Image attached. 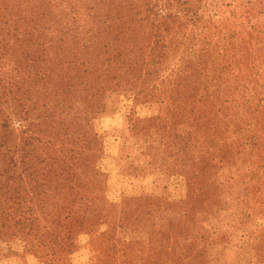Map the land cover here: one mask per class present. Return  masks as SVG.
<instances>
[{"label": "trees", "instance_id": "1", "mask_svg": "<svg viewBox=\"0 0 264 264\" xmlns=\"http://www.w3.org/2000/svg\"><path fill=\"white\" fill-rule=\"evenodd\" d=\"M263 16L264 0H0V237L22 239L38 252L40 236L38 245L47 251L40 255L42 264L53 263L71 250L75 232L99 216L109 229L93 240V249L101 253L107 238L110 249L120 252V264H129L135 244L145 254L161 258L164 252L165 262L153 264H189L183 261L199 247L203 255L209 252V235H196L200 230L188 218L177 221L182 207L152 215L160 221L150 229L139 216L116 218L108 208H97L98 190L88 180L84 158L91 141L85 115L103 106L111 86L138 98V85L158 91L171 81L183 87L174 99L183 109H164V117L150 121L154 126L164 118L170 128L184 124V148L198 150L196 159L210 152L203 147L218 143L229 115L226 109L217 117L220 101L241 107L231 114L249 127L240 125L236 132L259 133L262 125L249 129L246 105L237 103L253 83L252 69L259 65L264 76ZM256 100L261 105L263 98ZM236 140L225 148L215 144L210 154L226 158L234 149L256 146ZM256 147L263 160V149ZM44 238L50 241L42 243Z\"/></svg>", "mask_w": 264, "mask_h": 264}, {"label": "rangeland", "instance_id": "2", "mask_svg": "<svg viewBox=\"0 0 264 264\" xmlns=\"http://www.w3.org/2000/svg\"><path fill=\"white\" fill-rule=\"evenodd\" d=\"M252 72L258 74L251 77L253 83H249L246 96L237 104L246 105L247 123H253L249 129H254L255 123L263 128L259 133L254 130L236 132L242 131L240 125L249 127L238 120L239 114H231L241 113V107L235 102L220 101L214 108L216 113L220 109L218 118L228 114L225 111L229 109V115L222 119L228 132L224 133L225 128L221 127L217 133L218 143H215L223 145V148L230 140L239 139L236 140L238 144L247 139L264 151V87H260L264 76L260 75L259 65ZM126 87L131 88L129 84ZM137 89L142 93L133 98L128 89L111 86L102 96L103 106L85 115L84 132L91 141L84 158L88 180L98 190L97 208H108L116 218L139 216L141 225L150 229V225L160 221L152 215H165L167 208L176 210L182 207L180 212H176L178 214L175 213L177 221L188 218L189 224L200 230L195 231L196 235L205 232L213 241L209 252L203 255L204 249L199 247L191 259L183 262L264 264V159H259L257 147L251 144L252 147H246L241 153L234 149L232 154L225 153L227 156L223 158L210 154L217 149L214 144V147H203L210 152L196 159L200 154L198 150L191 152L188 147L184 148L183 128L187 130L184 124L174 122L170 128L169 121L164 118L154 126L150 121L155 116L164 117V109H175V106L183 109L182 101L181 105L174 102L184 94L183 87L168 81L162 82L158 91L152 90L148 84L138 85ZM172 95L171 100L169 96ZM257 97L263 98L261 105ZM159 99L172 101V104L161 103ZM247 99L252 101L248 106ZM166 125V130L161 128ZM151 127H156L157 132ZM156 204L159 205L158 210L150 212ZM185 205L187 208H183ZM184 209L188 210L186 215ZM199 211H204V214ZM203 215L214 218L203 221ZM106 222L105 218L98 216L80 232H75L71 250L58 261L52 263L47 259L45 264H120V252L110 249L112 241L107 238L103 239L101 253L93 249V240L109 229ZM214 230L216 232L212 234ZM39 238L36 239L38 244L41 242ZM49 241V238H44L42 243ZM38 244L36 247L40 250L36 252L22 239L0 237V264H42L44 258L40 255L43 250L47 251L46 247ZM159 252L161 258L143 253L139 244L132 245L129 264H153L157 259L164 263V252Z\"/></svg>", "mask_w": 264, "mask_h": 264}]
</instances>
